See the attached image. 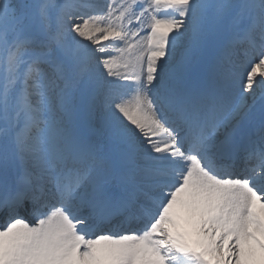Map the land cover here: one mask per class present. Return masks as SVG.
Wrapping results in <instances>:
<instances>
[{"label": "snow or ice", "instance_id": "obj_1", "mask_svg": "<svg viewBox=\"0 0 264 264\" xmlns=\"http://www.w3.org/2000/svg\"><path fill=\"white\" fill-rule=\"evenodd\" d=\"M0 264H264V0H0Z\"/></svg>", "mask_w": 264, "mask_h": 264}, {"label": "bare ground", "instance_id": "obj_2", "mask_svg": "<svg viewBox=\"0 0 264 264\" xmlns=\"http://www.w3.org/2000/svg\"><path fill=\"white\" fill-rule=\"evenodd\" d=\"M97 2H99V3H102L103 2V0H97ZM113 55H119V53H117V52H113ZM120 71H123V69L122 68H120L119 69Z\"/></svg>", "mask_w": 264, "mask_h": 264}]
</instances>
